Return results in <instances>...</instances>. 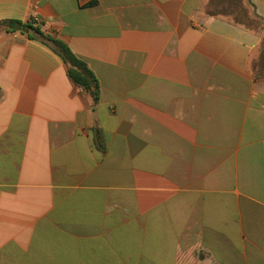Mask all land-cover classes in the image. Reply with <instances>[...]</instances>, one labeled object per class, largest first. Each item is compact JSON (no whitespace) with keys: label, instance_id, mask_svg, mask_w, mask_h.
<instances>
[{"label":"crops","instance_id":"0c3cea01","mask_svg":"<svg viewBox=\"0 0 264 264\" xmlns=\"http://www.w3.org/2000/svg\"><path fill=\"white\" fill-rule=\"evenodd\" d=\"M6 20L101 94L0 34V264H264V0H0Z\"/></svg>","mask_w":264,"mask_h":264},{"label":"trees","instance_id":"16d2710c","mask_svg":"<svg viewBox=\"0 0 264 264\" xmlns=\"http://www.w3.org/2000/svg\"><path fill=\"white\" fill-rule=\"evenodd\" d=\"M27 33L31 38L38 39L58 54L68 66L69 75L73 82L90 92L96 102L100 99V84L97 76L86 62L78 58L64 42L45 35L35 21L22 22L18 20H6L0 22V34L9 32Z\"/></svg>","mask_w":264,"mask_h":264},{"label":"rangeland","instance_id":"374dc122","mask_svg":"<svg viewBox=\"0 0 264 264\" xmlns=\"http://www.w3.org/2000/svg\"><path fill=\"white\" fill-rule=\"evenodd\" d=\"M239 19H242V17H238Z\"/></svg>","mask_w":264,"mask_h":264},{"label":"built area","instance_id":"2783aa9c","mask_svg":"<svg viewBox=\"0 0 264 264\" xmlns=\"http://www.w3.org/2000/svg\"><path fill=\"white\" fill-rule=\"evenodd\" d=\"M35 22L37 23V20H35Z\"/></svg>","mask_w":264,"mask_h":264}]
</instances>
